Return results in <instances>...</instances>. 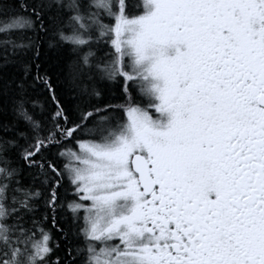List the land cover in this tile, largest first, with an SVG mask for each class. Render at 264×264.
I'll return each mask as SVG.
<instances>
[{"label":"snow or ice","instance_id":"snow-or-ice-1","mask_svg":"<svg viewBox=\"0 0 264 264\" xmlns=\"http://www.w3.org/2000/svg\"><path fill=\"white\" fill-rule=\"evenodd\" d=\"M0 264H264V0H0Z\"/></svg>","mask_w":264,"mask_h":264},{"label":"trees","instance_id":"trees-1","mask_svg":"<svg viewBox=\"0 0 264 264\" xmlns=\"http://www.w3.org/2000/svg\"><path fill=\"white\" fill-rule=\"evenodd\" d=\"M46 59L50 65V70L56 72L68 59V53L67 51L51 50L46 53Z\"/></svg>","mask_w":264,"mask_h":264}]
</instances>
